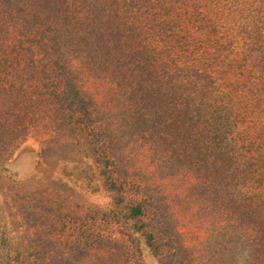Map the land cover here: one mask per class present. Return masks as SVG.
<instances>
[{
	"label": "trees",
	"instance_id": "1",
	"mask_svg": "<svg viewBox=\"0 0 264 264\" xmlns=\"http://www.w3.org/2000/svg\"><path fill=\"white\" fill-rule=\"evenodd\" d=\"M259 3L263 10L264 1ZM172 5L171 0H0V164L32 129L50 133L41 139V157L52 145L63 151L84 145L116 190L124 220L140 221L145 209L156 216L151 217L154 225L141 220V227L161 264H234L239 252L252 264H264V205L240 189L239 177L227 179L237 165L254 171L264 166L261 150L255 153V142L264 143V124L230 111L236 108L234 99L225 102L226 93L207 74L208 67L182 64L190 53L177 54L176 31L151 17ZM260 20L250 19L258 51L248 57L261 92L264 17ZM88 78L112 88L110 95L97 97L83 87ZM95 119L98 129L87 137L83 127ZM139 140L157 171L173 174L186 161L203 168L192 194L201 188L206 195L193 200L212 211V218L226 216L220 229L207 236V247L183 244L166 201L156 198L152 205L142 195L145 190H137L142 182L127 177L133 163L130 146ZM150 184L143 181L145 188ZM94 217L88 220L96 223ZM94 229L85 220L77 255L70 244L47 235L40 241L37 235L39 263L84 264L89 259L112 264L108 251L117 238Z\"/></svg>",
	"mask_w": 264,
	"mask_h": 264
},
{
	"label": "rangeland",
	"instance_id": "2",
	"mask_svg": "<svg viewBox=\"0 0 264 264\" xmlns=\"http://www.w3.org/2000/svg\"><path fill=\"white\" fill-rule=\"evenodd\" d=\"M171 2L173 7L169 11L168 8L162 9L160 14L159 11L154 12L151 17L160 22L167 21L176 31L177 54L180 57L190 53L186 58H181L182 64L208 67L207 74L226 93L225 102L234 99L236 108H230V111L238 112L242 117L245 113L246 120H261L264 124V87L260 92V82L250 63L251 57H248L258 51V43L253 40L257 32H252L254 23L250 19L256 21L260 17L262 21L264 17V9L258 7V0ZM185 47L188 52H182ZM83 87L97 97L100 94L103 97L110 95L112 90L102 87L101 82L95 78L83 80ZM97 121L95 119L89 127H83L87 137L90 135L89 130L98 129ZM48 133L46 131L44 134ZM44 134L38 129L30 130L12 156L0 164V264H40L35 252L39 246L35 240L37 235L40 241L47 235L55 243L70 244L68 248H74L73 255H77L75 247L83 242L85 235H82L80 229L85 220L102 235L109 234L117 238L114 246H105L111 249L108 253L112 264H161L162 258L154 255L141 227V220L147 223V220H151V217L156 219V216L145 209L140 221L134 223L132 220H124L122 210L116 205V190L104 179L105 175L100 173V166L94 161V152L84 145L69 146L64 151L58 145H52L49 152L41 157V139L47 137ZM140 142L130 146L133 163H129L127 177L142 182V186L137 185V190H145L142 195L152 205L156 198L166 201L168 209L174 213V228L180 234L178 238L183 244L190 249L191 245L198 243L207 247V236L212 229H220L226 216L213 215L215 218H212V211L204 210L199 199L196 202L193 200L197 196L202 198L206 195L197 187V191L192 194L193 185L199 186L198 182L203 177V168L197 169L191 161H186L173 174L166 170L157 171L152 161H148L144 144ZM255 143V153L259 155L261 150L260 154L264 156V143ZM261 170H264V166L254 171L243 164L241 167L237 165L230 170L233 172L227 179L239 177L242 182L240 189L257 196L264 205V173ZM143 181L152 184L145 188ZM127 190L133 193L134 189ZM262 211L264 213V209ZM110 212H117V215ZM93 217L98 223L88 220ZM151 221V226L156 223ZM150 225H145L144 229ZM115 249L117 253L113 252ZM165 251H168L166 246ZM103 253H106L105 250ZM235 260L234 264H252L241 252ZM84 262L94 263L89 259ZM79 264H83V261Z\"/></svg>",
	"mask_w": 264,
	"mask_h": 264
}]
</instances>
